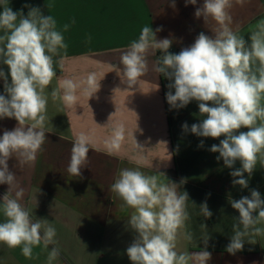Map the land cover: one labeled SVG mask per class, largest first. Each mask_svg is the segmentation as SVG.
<instances>
[{
    "label": "crops",
    "instance_id": "1",
    "mask_svg": "<svg viewBox=\"0 0 264 264\" xmlns=\"http://www.w3.org/2000/svg\"><path fill=\"white\" fill-rule=\"evenodd\" d=\"M203 2L197 0L196 5L185 6V0H175L174 9L172 0H9L13 11L23 9L27 15L24 5L28 4L39 7L44 15H52L68 45L54 57L57 75L45 90L48 119L43 151L38 153L34 166L16 167L15 158L8 161L10 171L24 189L20 202L33 213V219H46L56 228L55 247L60 256L53 264H132L126 254L136 235L127 225L132 210L122 208V201L110 190L114 177L124 168H139L148 175L162 172L165 176H160V180L165 183L186 181L180 190L189 194L191 218L186 224L194 238L190 243L178 240V252L192 254L204 249L200 229L203 223L211 234L206 249L211 259L207 264H264V237H255V244L245 243L235 255L226 251L232 236V218L239 215L231 207L229 197L238 200L249 196L250 189H256L264 198V168L257 163L248 189L233 186V169L225 167L223 160L217 161L219 153L209 150L224 137L204 138L182 131L183 123L190 127L203 117L196 101L182 109H170L166 101L170 81L161 80L152 71L159 50L148 55L149 72L132 88L122 83L115 72L122 67V53L146 25L154 31L162 28L156 33L157 39H172V53L190 46L201 32L213 36L212 31L219 27L217 22L209 19L205 23L194 15ZM232 3L230 27L248 40L252 27L264 19V0ZM73 19L75 23H71ZM64 24H70L67 31H63ZM0 69L8 73L6 65L0 64ZM90 74H95V82L100 85L97 92L88 82ZM66 80L76 85L77 100L72 107L60 98L53 101L50 95ZM0 86L2 94L3 79ZM85 90L95 92L89 100ZM118 124L125 131L116 148L111 140ZM16 126L15 119H0V136ZM80 135L90 142L83 178L73 177L66 170L73 142ZM134 138L143 149L136 147ZM201 140L202 148L198 147ZM239 167L237 161L234 168ZM7 188L0 185V197ZM205 200L213 213L208 219L199 213V205ZM4 219L0 212V222ZM51 247H34L32 258L28 259L20 248L0 244V264H47ZM192 264L199 261L194 258Z\"/></svg>",
    "mask_w": 264,
    "mask_h": 264
},
{
    "label": "clouds",
    "instance_id": "2",
    "mask_svg": "<svg viewBox=\"0 0 264 264\" xmlns=\"http://www.w3.org/2000/svg\"><path fill=\"white\" fill-rule=\"evenodd\" d=\"M188 4L196 5L197 0H185V6ZM171 6L175 9V0ZM232 6V0H204L196 8L195 17H202L205 23L214 20L219 27L212 31L213 36L199 33L194 43L179 53L169 51L172 39H157L156 33L162 28L154 31L144 26L138 39L122 53V67H117L115 72L122 83L132 88L149 72L148 55L159 50L161 55L152 71L170 81L166 93L170 109H182L196 101L203 117L190 127L183 123L182 131L197 137H224L209 150L219 153L217 161L223 160L225 167L233 169L230 172L233 186L248 189L257 163L264 168V19L252 27L246 40L230 27ZM24 7L28 8L27 15L23 9L13 11L9 0H0V64L8 68L7 74L0 69L3 79L0 119L17 121L15 128L4 130L0 136V185L8 186L0 197V212L5 218L0 222V244L10 249L20 248L28 259L32 258L34 247L43 245L48 249L52 245L47 264H53L60 256L55 247L56 228L46 219H33V213L20 202L24 189L17 175L10 171L8 161L15 158L16 167L34 166L38 153L43 151L48 119L45 90L57 75L54 57L68 45L52 15H44L39 7L28 4ZM69 27L70 24H64L63 31ZM60 64L62 67V61ZM88 82L97 92L100 85L95 82V74L89 75ZM75 88L72 81L66 80L59 90L51 91V98L53 101L60 98L72 107L77 100ZM85 91L88 100L95 93ZM242 128L247 131H240ZM124 131L122 124L114 127L111 140L114 147L119 148ZM134 141L137 148L143 149L135 138ZM89 144L84 135L73 142L66 169L69 175L83 178ZM203 146L201 140L198 147ZM237 161L240 167L234 168ZM160 176L165 174L148 175L139 168H124L110 185L111 192L122 201L121 207L132 210L127 225L136 235L126 249L129 260L132 264H192L195 258L199 264H207L211 259V253L206 250L211 237L206 224H200L202 251L192 254L177 251L178 240L182 238L190 243L194 238L186 224L191 218L189 194L180 190L186 181L165 183ZM229 203L239 213L232 218V236L226 247L229 254L235 255L243 250L245 243L255 244V237H264V227L260 226L264 225V198L258 190L250 189L249 196L238 200L229 197ZM199 213L205 219L213 215L206 200L199 205Z\"/></svg>",
    "mask_w": 264,
    "mask_h": 264
},
{
    "label": "trees",
    "instance_id": "3",
    "mask_svg": "<svg viewBox=\"0 0 264 264\" xmlns=\"http://www.w3.org/2000/svg\"><path fill=\"white\" fill-rule=\"evenodd\" d=\"M160 55H161V53L158 52V57H159ZM159 76H160V79H161V80L165 79V77H164L163 75H160V74H159Z\"/></svg>",
    "mask_w": 264,
    "mask_h": 264
},
{
    "label": "rangeland",
    "instance_id": "4",
    "mask_svg": "<svg viewBox=\"0 0 264 264\" xmlns=\"http://www.w3.org/2000/svg\"><path fill=\"white\" fill-rule=\"evenodd\" d=\"M225 209H227V208L225 207ZM228 224H229V223H228ZM216 228H217V225H216L215 227H213V231L216 230ZM213 231H212V232H213ZM208 232H209V230H208ZM209 235H210V237H211L210 232H209Z\"/></svg>",
    "mask_w": 264,
    "mask_h": 264
},
{
    "label": "built area",
    "instance_id": "5",
    "mask_svg": "<svg viewBox=\"0 0 264 264\" xmlns=\"http://www.w3.org/2000/svg\"><path fill=\"white\" fill-rule=\"evenodd\" d=\"M0 93H1V86H0Z\"/></svg>",
    "mask_w": 264,
    "mask_h": 264
}]
</instances>
